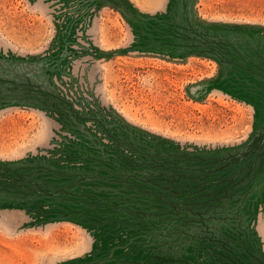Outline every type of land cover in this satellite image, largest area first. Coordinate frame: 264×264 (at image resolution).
<instances>
[{"label": "rangeland", "instance_id": "1", "mask_svg": "<svg viewBox=\"0 0 264 264\" xmlns=\"http://www.w3.org/2000/svg\"><path fill=\"white\" fill-rule=\"evenodd\" d=\"M0 264H264V0H0Z\"/></svg>", "mask_w": 264, "mask_h": 264}]
</instances>
